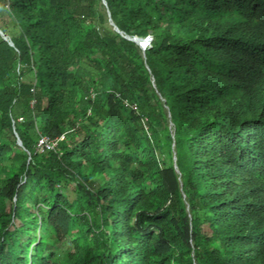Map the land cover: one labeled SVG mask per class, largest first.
<instances>
[{
  "label": "trees",
  "instance_id": "16d2710c",
  "mask_svg": "<svg viewBox=\"0 0 264 264\" xmlns=\"http://www.w3.org/2000/svg\"><path fill=\"white\" fill-rule=\"evenodd\" d=\"M107 3L0 0V264H264V0Z\"/></svg>",
  "mask_w": 264,
  "mask_h": 264
},
{
  "label": "water",
  "instance_id": "95a60500",
  "mask_svg": "<svg viewBox=\"0 0 264 264\" xmlns=\"http://www.w3.org/2000/svg\"><path fill=\"white\" fill-rule=\"evenodd\" d=\"M102 2H103V4H105L106 6H108L107 0H102ZM108 16H109L110 23L114 26V29L117 30L118 32H120L121 34H123L124 36L128 37L129 39L136 41L135 43L139 44V46L142 48V50L144 52V57L146 58L145 52H146L147 47L142 42L145 41V40H147L146 43L148 45L151 44V42L153 40V36L152 35H149V36H146V37H140V36H135V35L134 36H131V35L125 34L124 31H122L118 27V25L113 21V19L111 17V12H110L109 9H108ZM0 34L2 36H4V38L10 42V44L13 45V41L7 35H5L4 32H3V30H1V29H0ZM153 81H154V78H153ZM154 85H155V83H154ZM168 115L171 116L170 114H168ZM171 124H173V123L171 122ZM16 136H17V142H18V144L22 145V141H21L20 137L18 136V134H16ZM174 159H175L176 169H177L178 172H180L179 169H178L177 163H176L177 157L175 156Z\"/></svg>",
  "mask_w": 264,
  "mask_h": 264
},
{
  "label": "built area",
  "instance_id": "2783aa9c",
  "mask_svg": "<svg viewBox=\"0 0 264 264\" xmlns=\"http://www.w3.org/2000/svg\"><path fill=\"white\" fill-rule=\"evenodd\" d=\"M63 138V136L61 137ZM56 146V142L48 135H43L38 143V148L43 151L45 149L54 148Z\"/></svg>",
  "mask_w": 264,
  "mask_h": 264
},
{
  "label": "rangeland",
  "instance_id": "374dc122",
  "mask_svg": "<svg viewBox=\"0 0 264 264\" xmlns=\"http://www.w3.org/2000/svg\"><path fill=\"white\" fill-rule=\"evenodd\" d=\"M108 24L111 26L112 24L110 23V22H108ZM113 26V25H112ZM114 27V26H113ZM150 45V44H149ZM148 45V46H149ZM19 119H21V118H19ZM15 130H16V128H15ZM15 132V131H14ZM15 134H17L16 132H15ZM7 136H8V141H10V139L12 138V134H11V132L10 131H7ZM72 194V193H71ZM71 245H72V240H71V238H69V237H67V238H65L61 243H60V247H61V249H65V248H68V247H71Z\"/></svg>",
  "mask_w": 264,
  "mask_h": 264
},
{
  "label": "bare ground",
  "instance_id": "6f19581e",
  "mask_svg": "<svg viewBox=\"0 0 264 264\" xmlns=\"http://www.w3.org/2000/svg\"><path fill=\"white\" fill-rule=\"evenodd\" d=\"M142 43H144V45H146V46H147V43H146V41H143Z\"/></svg>",
  "mask_w": 264,
  "mask_h": 264
},
{
  "label": "clouds",
  "instance_id": "9594fccd",
  "mask_svg": "<svg viewBox=\"0 0 264 264\" xmlns=\"http://www.w3.org/2000/svg\"><path fill=\"white\" fill-rule=\"evenodd\" d=\"M135 36H136V35H135ZM150 45H151V44H150ZM150 45H149V46H150ZM149 46L147 45L146 47L148 48Z\"/></svg>",
  "mask_w": 264,
  "mask_h": 264
}]
</instances>
